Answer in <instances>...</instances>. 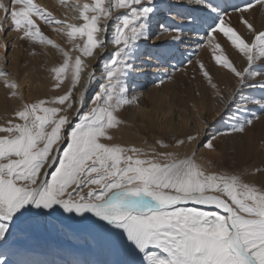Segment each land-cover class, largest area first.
<instances>
[{"label": "bare ground", "instance_id": "6f19581e", "mask_svg": "<svg viewBox=\"0 0 264 264\" xmlns=\"http://www.w3.org/2000/svg\"><path fill=\"white\" fill-rule=\"evenodd\" d=\"M194 1L163 41L165 0H0V264H264V0H230L208 66L223 0Z\"/></svg>", "mask_w": 264, "mask_h": 264}, {"label": "rangeland", "instance_id": "374dc122", "mask_svg": "<svg viewBox=\"0 0 264 264\" xmlns=\"http://www.w3.org/2000/svg\"><path fill=\"white\" fill-rule=\"evenodd\" d=\"M200 1H203V0H200ZM208 4H209V8L211 12H213V16H216V17L210 16V13L208 11L204 15L205 18L203 16L205 20L210 21V22H207L204 25L202 24L200 25V27L195 29V33H193V41L189 45V48H188L189 50L186 55V65L202 63L208 66L209 63H211L218 57L219 52H215V50L213 49L214 43H215V47L221 46V42H219V39L217 38L219 37L223 38L228 34L227 33L228 29H225L221 25V22L224 21L222 17H224L223 15L225 13L230 14L231 12H236L237 10L236 6L230 5V0H223L222 4L218 2H216V4H212V3H208ZM163 5H164L163 7L165 8L160 9L159 14H158V19L156 20L160 26L159 29H157L156 31L160 32L161 34V36L158 39L164 41L167 38L172 37V34L167 33L166 31L168 30V32L173 33L174 32L173 29L178 31V36L176 37L185 38L183 37L185 34L184 29L180 28V26L186 25L185 21L188 19L189 17L188 15H191V16L193 15L194 10H195V6H194L195 1L194 0H165ZM214 13L216 15H214ZM194 18L197 19V17H194ZM229 18L230 19L228 20V22L226 21L227 23H225V26H228L231 28L232 24H234L233 17L230 16ZM214 19L216 20L214 21ZM202 22L204 21H201V23ZM172 25H173V28L171 27ZM193 27L196 28L195 23L193 24ZM157 59L158 57L156 55L154 56V54L152 53L149 56L148 54L144 55V62L142 65L144 67V68L142 67L144 71V75H143L144 79L141 80V82H143V85H142L143 88L144 87L147 88L149 86H151L149 88H152L154 86L153 84L154 79L152 78L153 70L157 69V67L161 65V61H158ZM149 88H147L146 91ZM257 93L261 99V105L259 106L257 113H258L259 118H264V89ZM140 97H142V94L138 93V96L133 98V101H132L133 106L141 102ZM203 147H204V144L200 146V149H202ZM204 155H206V153ZM20 170H22V168ZM20 170L19 172H21ZM120 178L121 179L123 178L121 173L120 175L112 174L108 176V180L112 179L114 181H117ZM145 185L146 184L144 182H142L141 180H138L137 182H131L129 185H126L123 188H126L125 190H130V191L135 190L134 191L135 193L145 192V193H150V194H157V191H160L159 189H155V187H150L148 185L147 186ZM162 188H164L165 190L163 191V193L170 195V191L168 190L170 188H168V186L166 187L164 186ZM172 191H175V190L172 189ZM184 192L187 193L186 191ZM8 213L9 211L7 209V206L5 205V203H3L0 200V215L1 216H5V215L11 216L10 213L9 214ZM252 249L253 248L249 250V252L251 251L250 252L251 254L255 251L254 249L252 251ZM230 251H231L230 252L231 257L234 263L242 264L238 255L234 253L231 249Z\"/></svg>", "mask_w": 264, "mask_h": 264}]
</instances>
